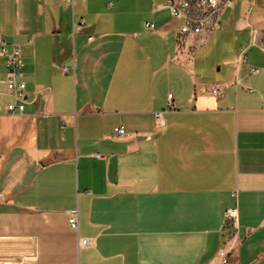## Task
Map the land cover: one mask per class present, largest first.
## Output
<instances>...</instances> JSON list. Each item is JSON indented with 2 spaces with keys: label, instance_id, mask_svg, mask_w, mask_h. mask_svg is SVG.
Listing matches in <instances>:
<instances>
[{
  "label": "crops",
  "instance_id": "obj_1",
  "mask_svg": "<svg viewBox=\"0 0 264 264\" xmlns=\"http://www.w3.org/2000/svg\"><path fill=\"white\" fill-rule=\"evenodd\" d=\"M168 1L0 0L27 100L0 115V264H264V0L181 45Z\"/></svg>",
  "mask_w": 264,
  "mask_h": 264
},
{
  "label": "built area",
  "instance_id": "obj_2",
  "mask_svg": "<svg viewBox=\"0 0 264 264\" xmlns=\"http://www.w3.org/2000/svg\"><path fill=\"white\" fill-rule=\"evenodd\" d=\"M71 3L72 0H66ZM235 0H169L162 8L168 10L173 18L182 19L183 24L179 29L177 40L179 44H183L186 37H197L210 35L221 29L222 16L226 9L233 8ZM82 25L85 22L82 21ZM145 27L150 30H155L153 22H146ZM0 57L5 58L6 67V94L11 98V101L0 104V115L8 114H22L25 110V104L27 103L25 97L26 83L23 81V73L21 71L23 67V58L19 45H12L8 48L3 41L0 40ZM253 74L259 72L258 68L253 67L251 69ZM213 93L222 94L223 87L214 86ZM175 109L173 101V94L168 95V104L166 111H172ZM165 111L156 112L154 115L155 124L157 129H161L164 126L163 115ZM115 134L117 137H125L126 131L123 126L115 128ZM101 157V155H97ZM69 223L72 229L78 230L79 228V211L73 209L69 212ZM224 221L232 222L234 225L238 221V210L232 208L228 210L224 215ZM93 242L89 239H83L80 241V246H92ZM218 264H231L230 253L223 252L220 255Z\"/></svg>",
  "mask_w": 264,
  "mask_h": 264
},
{
  "label": "rangeland",
  "instance_id": "obj_3",
  "mask_svg": "<svg viewBox=\"0 0 264 264\" xmlns=\"http://www.w3.org/2000/svg\"><path fill=\"white\" fill-rule=\"evenodd\" d=\"M247 41L248 40H246L245 41V44L247 43ZM239 48H240V46H238ZM240 50V52H241V48L239 49ZM248 51L250 50V52H249V54L246 56V60H245V62H247V64L248 65H243V68H244V70L246 71V69L248 68V67H252V66H254V65H252V64H255L254 62H256L260 57H262V54L259 52V51H257V50H255V48L254 47H249L248 49H247ZM246 50V51H247ZM243 54H245V53H243ZM218 67V66H217ZM216 67V68H217ZM216 70V69H215ZM224 73V72H223Z\"/></svg>",
  "mask_w": 264,
  "mask_h": 264
}]
</instances>
